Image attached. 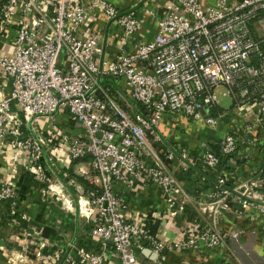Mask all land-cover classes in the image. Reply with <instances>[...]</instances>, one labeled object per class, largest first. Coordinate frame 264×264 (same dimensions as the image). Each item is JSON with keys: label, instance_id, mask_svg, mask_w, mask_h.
Returning a JSON list of instances; mask_svg holds the SVG:
<instances>
[{"label": "built area", "instance_id": "obj_1", "mask_svg": "<svg viewBox=\"0 0 264 264\" xmlns=\"http://www.w3.org/2000/svg\"><path fill=\"white\" fill-rule=\"evenodd\" d=\"M136 12L108 0L0 2V32L12 19L18 25L11 51H0V72L9 80L8 91L0 92L1 143L8 135L7 144L27 151L36 170L44 145L55 142L70 160L86 159L89 170L81 175L94 184L78 196V216L91 221V246L76 248L66 259L70 264H104L107 255L119 264L165 259L163 242L129 220L126 198L115 190L147 181L168 201L178 191L173 169L183 168L185 154L163 141L165 119L212 128L230 121L231 130L219 140L225 153L235 148L239 131L242 140L264 134V0H163L160 17L146 10L157 25L149 41L135 37L144 20ZM92 13L120 29L113 59L100 34L88 33ZM62 110L75 132L56 126ZM40 119L48 124L47 138L38 130ZM215 157L205 151L208 162ZM2 194L13 197L14 188ZM211 242L219 246L221 237Z\"/></svg>", "mask_w": 264, "mask_h": 264}, {"label": "crops", "instance_id": "obj_2", "mask_svg": "<svg viewBox=\"0 0 264 264\" xmlns=\"http://www.w3.org/2000/svg\"><path fill=\"white\" fill-rule=\"evenodd\" d=\"M108 1L120 10L134 9L139 15L144 16L142 28L135 34L136 39L140 41H149L154 38L157 32L156 21L146 10H151L160 17L163 14V0ZM201 1L207 5H213L215 2V0ZM0 2H2V0H0ZM17 27V20L12 19L5 25L3 31L0 32V51H11ZM87 30L88 33L94 32L100 34L101 38L106 42L104 50L108 58L113 59L117 53L118 36L120 32L119 27L113 23L110 24L105 22L103 15L92 13ZM8 87V78L0 72V92L8 91ZM55 124L57 127L65 129L66 131L75 132L76 130L73 127V122L69 114L65 110L57 113ZM43 125L44 122L40 121L39 128L41 129ZM231 126L232 124L230 121H224L221 123V129L219 131H212L200 122L179 117L178 121L175 123L165 119L160 126V131L161 134L165 135L167 138H171V136L174 135L177 141H190L192 146L191 149L195 151L196 146H200L202 143L208 142L209 146L218 145L221 137L231 130ZM187 128L190 129L189 132L193 135L192 139H188V136L185 137L186 134H181L184 133V131L182 132L181 130ZM44 131L46 132L47 130L45 129L43 132ZM45 137L47 138V136ZM260 141L262 144L258 146V150H255L250 155V159L242 162V167L239 169L238 173L241 178H245L257 170L262 171L263 168L261 164L264 163V134H262ZM3 147L6 146L0 145V179L13 180L19 187L20 192L23 193V196L28 192L31 193V188L23 185L22 181L21 173L23 171L24 158L20 157L17 160V167H13L12 150L6 148L7 150L1 151ZM175 147L179 148L181 145ZM43 148V163H47V161L50 162L52 159H55L57 163V171L56 173L51 171L52 175L58 178H62V175L71 177V174H67L64 170L68 169L69 165L74 163V161L67 157L64 150L55 142H47ZM45 151L49 152V156L46 157ZM237 162L238 161H236V163ZM75 167L84 171L89 170L86 161L82 160H79ZM173 172L178 182V191L175 195H177L180 200L184 194L189 196V198L196 197L199 199L206 193L207 189H205V184L197 179L200 174H203L199 167L189 171H187L185 167H178V169L174 168ZM73 178L77 181L76 177ZM76 181L73 184V188L76 191L78 202V196L84 187ZM115 190L125 192L126 200L129 199L126 210V215L129 220L144 225L143 227L148 231L154 226L155 229H157L156 231L160 240L162 242L164 241L168 246L183 241L185 238L184 229L197 220L192 205L186 203V201L183 202V213L176 220H172V218L168 216L161 219L159 213L164 210L165 201L161 188L154 183L134 181L131 185H125L123 187L116 185ZM60 193L62 194L61 199L57 198V201L54 200L52 206L44 207L42 204L38 205L39 203H33V201L28 198H24L23 201H20L21 207L25 209L26 213L29 214L33 220L39 219L41 223L45 222L46 225L44 229L46 234L44 236L45 241L49 243L46 250H49V252L54 250L60 251V257H58L57 253L55 254L57 264H63V261H66L68 255H70L68 253L66 259L64 258L67 252L66 250L74 254L76 248H87L91 246L89 239L91 221L80 218L75 213H72L74 197H72L71 193L65 194L64 191L63 193L60 191ZM34 204L39 211L36 212ZM233 209H237L238 211L241 210L236 205L233 206ZM40 210H42V212L37 214ZM48 210L50 212L49 219L46 215ZM247 210L244 217H239L238 215L232 216L230 214L226 215L225 221L221 224L224 230L238 228L241 231L237 240L230 241L231 249L228 247L227 249H222L221 247L215 249L200 247L181 252L169 248L163 260V264H264V218L259 215L256 209L249 208ZM44 219H46V221ZM41 223L39 224L41 225ZM39 224H37V226H39ZM55 226L58 230H54L53 227ZM64 227L66 229L69 228L68 233L62 232L61 229H64ZM70 233L73 234L72 237H69ZM70 239L73 245L76 244L75 249L71 247L66 249ZM144 248L147 247L142 246L140 251L142 252ZM34 249L35 248L32 247L31 250L33 251ZM147 253L150 252L147 251ZM67 263L70 264L69 262ZM104 264L119 263L112 256L107 255Z\"/></svg>", "mask_w": 264, "mask_h": 264}, {"label": "rangeland", "instance_id": "obj_3", "mask_svg": "<svg viewBox=\"0 0 264 264\" xmlns=\"http://www.w3.org/2000/svg\"><path fill=\"white\" fill-rule=\"evenodd\" d=\"M138 7V6H137ZM137 14V12H136ZM260 24L264 27V18L260 20ZM257 35H262V30H257ZM228 98H221V104L226 106L229 104ZM221 111V108L217 109ZM20 118L25 122L27 117L19 112ZM40 121L44 122V125L39 129V132L45 130L48 127V124L45 123L43 119ZM207 127V126H206ZM210 129L220 130L221 128H212ZM29 123L23 126V131L28 132ZM190 129L181 130L188 136V139H192L193 135L189 132ZM187 131V132H186ZM161 132V131H160ZM175 133V132H174ZM244 131H239L237 135V140L235 143V148L228 153L222 152L219 148V151L215 154V160L208 162L205 158V151H210L209 143H202L200 146H196L195 151L191 148L190 141H177L176 137L173 135L171 138L165 137L161 134L163 141L171 145H181V149L185 157L183 158L184 166L187 171L194 170L197 167L200 168V171L203 174H200L197 177L198 180L202 181L205 184L206 193L202 198L197 199L189 198L186 194L183 195L180 200L177 195L170 196L171 200L168 201L167 197L164 196L165 208L159 213V217L164 219L166 216L176 220L182 213L184 208V201L192 205L194 212L197 216L195 223H192L184 229V240L180 243H175L172 246L165 245V255L167 250H179L175 251H188L192 248L205 247L209 249H215L221 247L222 249L230 248V241L237 240L240 236V230L238 228L224 230L221 226L222 222L225 221L226 215L230 214L232 216L238 215L239 217H244L247 209H256L259 212V215L264 218V169L262 171L257 170L256 172L250 174L245 178H241L238 174L239 169L242 167V162L250 159V155L260 146L261 141L251 140L249 136H245L243 139ZM43 136H47L46 132L42 133ZM48 137V136H47ZM224 136L221 137V139ZM220 139V140H221ZM9 136L7 135L4 138V141L0 145L6 146L2 150H7L9 148L12 150L13 156V167H17V160L22 157L24 158L23 171L21 173L23 185L31 188V193L28 192L25 196L20 192L19 187L13 180H2L0 179V264H57L55 254H58L60 257V251L46 250L49 246V243L45 241V222L41 223L39 219L33 220L29 214L26 213L25 209L21 207V202L24 198H28L35 204H42L44 207L52 206L54 200L57 201V197L61 199L62 194H55V191H61L65 194L71 193L74 197L73 211L72 213L78 215V202L77 194L73 188V177H78L84 179L87 182L88 187L94 186L90 184L83 175H81L82 169H77L75 165L78 160H75L74 163H71L68 169L64 170L70 176H63L58 178L52 175V172L57 171V163L55 159L47 161V163H42L40 169H32V163L28 160V152L21 150L19 152L17 149L12 148L7 144ZM212 140V139H211ZM221 142V141H219ZM218 142V144H219ZM46 157L49 156V152L45 151ZM44 155V148H43ZM86 159H83L84 161ZM236 161H238L236 163ZM74 166V167H73ZM262 168L264 163L261 164ZM36 167V165H35ZM77 171V172H75ZM80 173V174H79ZM78 182V180L76 181ZM79 183V182H78ZM7 187H13L15 191V196H6L2 194L3 190L6 191ZM53 189L55 191H53ZM122 197H125V192L121 193ZM129 199L126 200L125 205H127ZM63 202V201H61ZM171 203L170 206L168 204ZM34 204V209L37 211L36 205ZM238 206L241 210L233 209V206ZM75 206V209H74ZM38 212L37 214H40ZM48 219L50 217L49 210L46 213ZM46 221V219H44ZM39 226H37V224ZM174 223V222H172ZM54 230H58L55 226ZM69 228L61 229L62 232L68 233ZM157 229L152 231V233L157 240H160L159 235L157 234ZM72 232V231H71ZM73 234L70 233L69 237H72ZM220 236L221 244H212L211 239ZM190 239H193V242H190ZM67 243V248H76V244L73 245L71 239ZM32 247L36 248L35 251H31ZM60 249V248H59ZM65 249V250H66ZM149 250V258L153 259L155 254ZM65 259L72 252L66 250ZM62 262V261H61ZM62 264V263H60ZM63 264H68L66 261H63ZM163 264V260L159 263Z\"/></svg>", "mask_w": 264, "mask_h": 264}, {"label": "trees", "instance_id": "obj_4", "mask_svg": "<svg viewBox=\"0 0 264 264\" xmlns=\"http://www.w3.org/2000/svg\"><path fill=\"white\" fill-rule=\"evenodd\" d=\"M211 152H213L214 154H216L217 153V151H219V144L218 145H210V149H209ZM263 169H264V167H263ZM262 169V170H263ZM77 180H78V182L80 183V184H82L83 185V187L85 188V189H87L88 188V185H87V182L84 180V179H81V178H78L77 177ZM155 230V227L153 226L152 227V231H154Z\"/></svg>", "mask_w": 264, "mask_h": 264}, {"label": "bare ground", "instance_id": "obj_5", "mask_svg": "<svg viewBox=\"0 0 264 264\" xmlns=\"http://www.w3.org/2000/svg\"><path fill=\"white\" fill-rule=\"evenodd\" d=\"M210 129V128H209ZM210 130H212V131H219V130H217V129H210ZM58 198V197H57ZM59 199V198H58ZM37 248V247H36ZM36 248L33 250V251H35L36 250ZM32 251V250H31Z\"/></svg>", "mask_w": 264, "mask_h": 264}]
</instances>
